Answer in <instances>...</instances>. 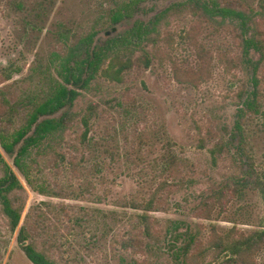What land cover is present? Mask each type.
<instances>
[{"label": "rangeland", "instance_id": "374dc122", "mask_svg": "<svg viewBox=\"0 0 264 264\" xmlns=\"http://www.w3.org/2000/svg\"><path fill=\"white\" fill-rule=\"evenodd\" d=\"M23 1L31 8L37 2ZM123 1L53 0L43 31L23 37L25 13L0 0V72L11 65L13 70L21 68L12 80L0 78V86L27 76L32 66L46 63L53 52L68 53L94 30L96 21L106 20L107 13ZM185 2H140L134 18L117 26L124 30L135 18L149 20L170 8L158 27L157 43L145 47L151 65L146 67L144 51L136 50L129 55L134 64L125 71L122 82L97 76L72 107L76 119L70 128L52 138L41 155H34V168L38 162L43 170L38 178L53 194L34 190L0 146L24 186L17 193L23 212L15 231L0 201V264H33L17 237L33 208L45 213V230L35 234L37 242L53 247L48 253L57 264H175L169 245L152 241L149 245L144 233L137 230L141 226L136 221L143 211L124 205L134 197L147 196L149 185L144 178H150L152 164L167 149L168 139L181 159L176 177L171 178L179 185L170 192V208L151 213L156 234L163 239L171 221L181 220L190 223L208 245L213 226L220 232L259 226L264 215L260 194L248 191L242 197L239 191L234 193L247 168L237 158L236 148L226 151L216 163L209 152L215 142L236 133L240 94L249 85V69L240 61L241 30L229 20L208 19L183 5ZM218 2L246 10L258 4V0ZM28 18L33 17L28 13ZM109 33L111 30L103 29L95 42L107 39ZM260 103L261 113L246 118L243 137L240 135L256 165L264 160V95ZM88 109L93 119L90 144L85 145L80 142L84 131L81 117ZM234 142L238 145V139ZM43 160L52 168L45 167ZM70 160L77 163L75 168ZM225 187L229 190L224 195L226 210L220 212L217 207L212 218H206L204 206H211ZM134 235L144 242L132 241L125 248L123 244ZM258 258L264 263V250Z\"/></svg>", "mask_w": 264, "mask_h": 264}, {"label": "trees", "instance_id": "16d2710c", "mask_svg": "<svg viewBox=\"0 0 264 264\" xmlns=\"http://www.w3.org/2000/svg\"><path fill=\"white\" fill-rule=\"evenodd\" d=\"M143 1L146 0L123 1L107 13L106 20L96 21L94 30L80 38L68 53L62 56L53 52V57L46 63L40 61L32 66L31 73L27 76L0 86V146L13 159L14 165L26 182L39 193L53 194L54 190L49 192L40 182L38 172L43 170L38 162L34 168V155H41V151L48 148L46 144H49L52 138L64 134L70 128L76 119L71 109L82 92L88 89L99 75L122 82L125 71L134 64L132 56L136 50L144 51V64L146 67L151 65L152 59L145 47L157 43L158 27L170 8L149 20L135 18L128 28L117 30L121 22L134 18L136 7ZM53 3V0H37L31 8L32 6L26 5L23 0H6L7 5L25 13L22 17L23 37L43 31L46 15L53 8ZM183 5H189L197 11L196 13L200 12L210 20L221 18L234 22L241 30L240 61L242 60V64L249 69V85L240 94L238 116L234 125L236 133L215 142L209 152L213 163H216L226 151L230 152L232 147L236 148L237 158L247 168L238 182L240 187L235 189L234 193L239 191L243 197L248 191H254L259 193L264 201V160L256 165L255 157L246 148L240 136L243 137L246 118L251 114L261 113L260 98L264 95V0H258V4L248 10L223 5L218 0H187ZM28 13L32 15V19L28 18ZM103 29L111 30L110 36L99 43L95 42L96 35ZM63 37H68V34L63 33ZM255 55H258V58L254 57ZM20 71L21 68L13 70L12 65L4 67L0 78L3 81L12 80L13 74ZM89 109L81 117L84 131L80 142L85 145L90 144L91 140L88 136L93 112ZM235 139H238V145L234 142ZM166 143L167 149L152 164L150 178H144L147 186L149 185L147 196L134 197L124 204L143 211L138 215L136 224L141 226L137 230L144 233L148 244L152 241L156 245H169V248L174 250L175 264H264L258 258L264 250V215L259 226L248 231L234 227L220 232L213 226L208 245L202 242V235L192 231L190 223L181 220L171 221L163 239L155 233V218L151 213L169 209L170 192L179 185L178 182L171 181V178L176 177L181 159L172 147L173 142L168 139ZM128 157L132 158L130 155ZM61 160L64 163L65 157L61 156ZM43 164L45 167L48 165L49 169L52 168L46 160H43ZM70 164L75 168L77 163L70 160ZM0 172L2 209L11 229L15 231L23 212L17 193L24 186L1 152ZM219 191L222 192L215 196L213 204L204 206L208 219L212 218V213L217 207L220 212L226 210L224 195L229 190L225 187ZM44 230L45 213L33 208L25 224L19 229L18 241L33 264H57L48 253L53 247H44L37 242L35 234L43 233ZM132 241L144 242L134 235L131 241L123 244L124 247H130Z\"/></svg>", "mask_w": 264, "mask_h": 264}]
</instances>
